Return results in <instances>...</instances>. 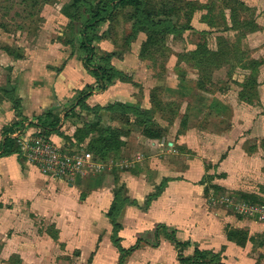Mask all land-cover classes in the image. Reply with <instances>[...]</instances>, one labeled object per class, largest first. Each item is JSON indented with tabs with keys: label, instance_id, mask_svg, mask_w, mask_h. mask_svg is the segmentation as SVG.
Wrapping results in <instances>:
<instances>
[{
	"label": "rangeland",
	"instance_id": "1",
	"mask_svg": "<svg viewBox=\"0 0 264 264\" xmlns=\"http://www.w3.org/2000/svg\"><path fill=\"white\" fill-rule=\"evenodd\" d=\"M109 1L0 0V123L9 128L20 112V85L25 95L52 89L61 104L54 134L62 150L104 167L75 180L85 186L83 206L64 218H55L37 192L25 200L20 185L3 182L10 194L0 200V264H120L106 214L110 197L121 206L122 247L144 240L124 264H183L161 226L192 243L187 258L197 245L209 264H264V221L248 211L264 209V0H143L140 12L116 9L88 33L91 65L105 67L108 58L119 74L102 90L84 65L81 31ZM200 45L213 65L197 67ZM249 60L259 64L251 104L243 88L253 73ZM88 89L93 96L81 108L75 100ZM108 128L120 147L95 154L99 129ZM132 132L165 150V163L146 167L147 183L139 176L144 153L127 154ZM150 149L146 160L155 166L159 155ZM13 155L21 167L34 166L19 151ZM244 220L249 227H237ZM233 230L246 236L245 245L228 238ZM240 250L247 259L228 261Z\"/></svg>",
	"mask_w": 264,
	"mask_h": 264
},
{
	"label": "crops",
	"instance_id": "2",
	"mask_svg": "<svg viewBox=\"0 0 264 264\" xmlns=\"http://www.w3.org/2000/svg\"><path fill=\"white\" fill-rule=\"evenodd\" d=\"M23 89L24 87L21 85L17 88V94L20 95V99H21V106L19 109L20 112L15 117H12L11 119L12 121L10 122L9 126H12L17 122H20L23 123V125L20 128L22 127L24 128L25 125L28 124L29 127L26 129L29 130L28 131L29 134L41 132L44 133L47 137H49L52 141H54L58 146L60 147L65 146L63 139L55 135L54 132H49V134H47V131L41 125H39L40 123L39 119L41 117H44L47 113H49V111H53L54 115L58 112L55 109H57L61 104L59 102H56L57 98L54 94V91L52 89L41 90V96H37V93H33L32 95L29 94L27 95L26 93L25 95L23 91H21ZM90 98H92V96ZM75 104H76V100H75ZM62 123L63 122H61V126ZM8 124L9 123L5 121L0 123V145L3 141V136H2L3 130L7 128ZM149 142H150L149 139H147L145 136L139 135L138 137L133 132L127 138L126 147L128 150L127 153L128 155H131L136 151H141L144 153V157H145V161L143 163L144 171H142L141 174L139 175L141 178V183H147L149 181L148 170L146 169V167H149V170L153 171L161 163H165V161H167L166 160L167 158L161 155L163 152H165L164 148L162 147V143L160 145H157L156 143L149 144ZM169 145L174 146V144L172 143H169ZM150 146L154 147L158 151L157 152L156 150H154L155 153L159 155V158L156 159L155 166H151L152 165L151 162H148L146 160V158L148 157L147 156L148 153L152 151V149H150ZM101 174L102 173L97 174L95 176ZM101 179L107 180L106 178H101ZM3 182H5L6 184L9 183L13 184L14 186H17V184L20 185L21 187L17 186V188L18 190L19 189L21 190V194H22L21 196H23L25 200L32 201L33 197H35L32 196L34 195V191L37 192L42 198L43 203L50 208L51 213L55 218H64L67 216H72L76 214V211L79 210L80 207L83 206V204H81L82 202L80 200V196L83 192V189H85V186L83 183H81L82 181H78L77 183L74 182L72 185H68L67 183H63L60 181H54L48 178L43 173H41V171L37 167H34L32 165L25 166L24 168L21 167L18 163V157L16 155L0 158V191H2L0 200L2 201V203H3V198L6 197L7 194H10L7 192L6 189L4 190L3 187L1 188V186H3ZM98 194L99 193H97V195ZM93 199L94 198L92 197V200ZM113 199L114 198L110 197V200H112V202L110 205L108 204L106 214L109 211L111 205L113 204ZM240 223L241 225L237 227L239 228L249 227L248 222L245 220ZM226 246L228 249L231 250L234 249L233 246H231L230 242L227 240H226ZM243 256L247 259L249 255L244 254L241 251V253L237 255L232 254V256L228 259V261L236 262L238 259L240 260Z\"/></svg>",
	"mask_w": 264,
	"mask_h": 264
},
{
	"label": "trees",
	"instance_id": "3",
	"mask_svg": "<svg viewBox=\"0 0 264 264\" xmlns=\"http://www.w3.org/2000/svg\"><path fill=\"white\" fill-rule=\"evenodd\" d=\"M143 6V0H110L109 3L104 6V8H98L96 11L92 12L90 20H88L82 28L81 34H82V43L80 48L87 53L86 58L84 59V65L86 68L90 69L93 73V75L96 78L97 83L100 86V89L106 90L107 84H111L118 76V72L116 69L110 64V60L108 58L103 59V63L105 67L101 66H92V60L94 58L95 49L92 44L93 39L88 36L89 31L95 30L97 26H99L102 22H104L107 18L111 17L112 13L118 9V8H135L138 12H140L141 8ZM143 21V20H140ZM150 21V20H147ZM152 25H168L170 27V22H152ZM210 50L205 45H200L198 48V51L194 53V59L197 61V67L200 68L202 65L210 66L213 65L212 61V54H210ZM249 65L247 66V69L252 70L251 75L249 76V80L246 84L243 85L244 90L248 91L250 93L249 99H244L245 101H248V103L251 102V98H254L257 96L256 90H254L255 85L257 83V78L255 76V69L254 67H258L256 65H259L257 61L255 60H249ZM93 96V90H85L82 91L78 97L76 98V104L80 106L81 108L85 107V102ZM127 109L129 110L130 107L127 106ZM110 111V110H109ZM136 115H138V111L134 112ZM52 118L51 122L50 121ZM39 125H41L46 131L47 134L49 132H54L57 130V126L59 124V119H55V116L53 112L47 113L44 117H41L39 119ZM99 122V120H98ZM23 123L17 122L16 124L10 126L9 128H5L3 130L2 136L3 141L0 145V158L4 156H11L15 153H18L19 148L16 143V140L11 137V135L19 129ZM99 127V125H98ZM99 138L93 142V145L99 143V146L94 147L93 150L95 151V154H99L98 152H102V154H107V152H110L113 150V148L120 147L119 143V135L117 134L116 130L114 129H99ZM149 138V135H145ZM98 151V152H97ZM121 211V206L117 204V199L114 200L113 204L111 205L109 211L107 212V217L111 220V224L113 226V240L115 241V245L117 247V250L119 252V262L120 264H124L125 260L129 257L130 254H132L136 249H138L141 246V243L144 242V240H138L134 247L131 249H124L122 245L120 244L119 237V231H120V224H118L117 219L119 217ZM159 229H162L165 233L166 237L173 241L178 248V257L179 260L183 263H196V264H209V253L200 250V248L195 245L194 248V256L191 258H187L184 256L183 251L187 247H191V242H181L175 233H170L166 226H161ZM159 234V232H158ZM158 236V235H157ZM237 237V238H236ZM228 238L231 240L232 238L238 239V233L233 230L231 232H228ZM238 244L242 246L246 243V236H243L241 239H238ZM147 243V242H145ZM212 261H214V256L212 255Z\"/></svg>",
	"mask_w": 264,
	"mask_h": 264
},
{
	"label": "built area",
	"instance_id": "4",
	"mask_svg": "<svg viewBox=\"0 0 264 264\" xmlns=\"http://www.w3.org/2000/svg\"><path fill=\"white\" fill-rule=\"evenodd\" d=\"M28 127L29 125L26 124L24 128L16 130L12 134V138L16 140L19 152L29 157L28 160L47 177L54 181H63L72 185L77 178L86 179L95 171L96 175L103 172V166L94 168L84 154L73 155L63 151L44 133L29 134V130L26 129ZM128 162L125 161L123 165H129ZM248 211L252 215L260 216L261 220L264 221L263 208L253 207Z\"/></svg>",
	"mask_w": 264,
	"mask_h": 264
}]
</instances>
